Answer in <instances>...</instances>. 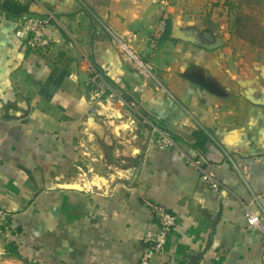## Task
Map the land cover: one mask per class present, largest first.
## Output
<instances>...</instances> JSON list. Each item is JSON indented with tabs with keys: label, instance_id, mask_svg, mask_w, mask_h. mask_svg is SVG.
<instances>
[{
	"label": "crops",
	"instance_id": "1",
	"mask_svg": "<svg viewBox=\"0 0 264 264\" xmlns=\"http://www.w3.org/2000/svg\"><path fill=\"white\" fill-rule=\"evenodd\" d=\"M5 3L50 20L47 51L16 37L21 15ZM209 16L225 23L229 14L214 0H0V208L12 214L0 264H141L145 236L159 231L146 202L177 218L150 264H264V106L244 97L251 82L264 100V48L216 37L228 23L208 25ZM175 25L223 46L173 39ZM92 67L130 101L113 112L114 136L95 114ZM118 126L137 129L135 141ZM162 135L174 146L160 149ZM93 140L118 144L115 157L133 165H111L98 181L86 152ZM246 208L259 228L248 227Z\"/></svg>",
	"mask_w": 264,
	"mask_h": 264
},
{
	"label": "built area",
	"instance_id": "2",
	"mask_svg": "<svg viewBox=\"0 0 264 264\" xmlns=\"http://www.w3.org/2000/svg\"><path fill=\"white\" fill-rule=\"evenodd\" d=\"M50 20L44 17H38L31 14H23L18 19L16 37L26 42L29 49L34 51L45 52L50 47V40L46 35V30L49 25ZM114 37V36H113ZM115 43L122 48L124 51L128 52L134 63L143 73L147 70L142 61L139 60L125 45L123 40L119 37H114ZM89 85L91 86V101L95 105L100 104V99L102 95L105 94L107 90L110 89L105 77L95 68H91L89 71ZM114 95L107 97L106 102L108 104H114ZM121 105H128L130 102L128 98H120ZM159 132L154 128L153 133ZM156 143L160 149H165L173 147L174 143L167 137L162 135L161 138L156 140ZM93 160L97 161L96 157L93 156ZM188 165L197 169L201 173V181L203 185L212 190L213 192L220 191V183L218 180L209 172H207L202 164L196 160H187ZM146 206L152 211L154 217L159 224V231L156 233L149 232L145 238L144 243L147 245V252L141 259V264H150L154 254L161 252L168 242L173 229L176 227L177 218L174 214L169 212L165 207L160 204L146 202ZM246 219L248 227L250 229H257L261 225V218L256 215L249 208H246ZM12 222V214L4 208H0V229H9ZM176 264H199L194 262H182Z\"/></svg>",
	"mask_w": 264,
	"mask_h": 264
},
{
	"label": "rangeland",
	"instance_id": "3",
	"mask_svg": "<svg viewBox=\"0 0 264 264\" xmlns=\"http://www.w3.org/2000/svg\"><path fill=\"white\" fill-rule=\"evenodd\" d=\"M214 1L220 4V6H222L223 8L226 7L228 14H229L225 23L224 22L222 23L212 22L211 16H209V18L208 17L201 18L203 22L204 23L207 22L208 25H215V24L221 25V24L228 23V26L226 28L224 29L217 28L215 30L216 37H223L224 34H228L229 32L231 35V40L234 44H239L240 46L242 44V42L240 41H244L245 43L250 44L251 45L250 48L252 49L264 48V0H214ZM242 58L243 57H238V59H242ZM111 95L112 93H111V88H110L109 90L105 92L104 95H102L99 101L100 104L96 106L98 113L96 112L95 114L100 116L101 119H103L101 120L102 123L104 124L107 123L105 124V127L107 130H109L108 133L111 132L113 135L114 131H113L112 126L114 124L115 119H118L116 118L117 116L115 117L113 116L114 114L113 112L117 110V107L119 106L122 107L125 104L121 105V102H120L121 97L117 95H114L113 97L114 104L113 105L108 104L106 102V99L107 97ZM125 97L128 98V96H125ZM135 127L137 128L136 125ZM142 127H144V125H142ZM118 128H119L118 130H120L122 133H125V136H124L125 139L123 140H125L126 143H127V140L133 141L134 139H132V137H134V135L135 136L137 135L136 134L137 129L130 130L129 128L124 127V126L123 127L118 126ZM116 139L119 140L118 138ZM89 145L90 147L88 151H86L88 153V156L92 160H93V156H95L97 159V161H94V166H93L94 169L91 168L90 172L93 173L92 175L93 177H96L95 175H98L99 178L97 180L99 181V179H101L100 182H102L103 177H107L115 173V168H113V166L111 165H121V167L123 168H128L133 165L132 163H125V162L123 163L121 159H118L115 157L114 151L116 150V147H118L117 146L118 144L107 146L104 142H100V145H99V144H96L95 141L93 140V143L91 142ZM99 148L101 150L104 149L105 151L104 150L103 151L108 153L110 158L108 157L107 159L106 157L107 159L106 160L104 155L102 154V151ZM95 165H97L98 167ZM97 168L100 169V173ZM4 258H6V256L0 253V263L5 261Z\"/></svg>",
	"mask_w": 264,
	"mask_h": 264
},
{
	"label": "water",
	"instance_id": "4",
	"mask_svg": "<svg viewBox=\"0 0 264 264\" xmlns=\"http://www.w3.org/2000/svg\"><path fill=\"white\" fill-rule=\"evenodd\" d=\"M172 38L176 39V40L195 44V45L200 46L201 48L208 50V51H213V50H216V49L223 46V40L220 38H217V39L212 38V35L210 36V38L208 36H205V35L199 36L195 32H189L186 30H181L178 28L177 25H175V27H174V30L172 33ZM194 82L198 83L200 86H202V87L208 89L209 91L213 92L212 88L207 83L200 82L197 80H194ZM251 86H252L251 82L246 83V85L244 87L245 88L244 97L247 100H249L250 102H252L253 104L264 106V100L254 99V97H253L254 89Z\"/></svg>",
	"mask_w": 264,
	"mask_h": 264
},
{
	"label": "trees",
	"instance_id": "5",
	"mask_svg": "<svg viewBox=\"0 0 264 264\" xmlns=\"http://www.w3.org/2000/svg\"><path fill=\"white\" fill-rule=\"evenodd\" d=\"M4 7H5L8 11L12 12V14H14V15H21L22 13L25 12V11L22 10L21 8L15 6V5L9 4V3H8V4L5 3V4H4ZM13 251L15 252L16 250L13 249ZM16 256H18V255H16Z\"/></svg>",
	"mask_w": 264,
	"mask_h": 264
}]
</instances>
